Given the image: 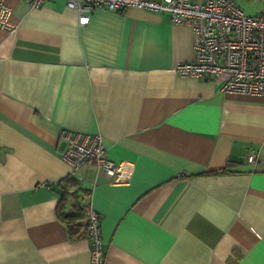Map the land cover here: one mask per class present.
I'll return each instance as SVG.
<instances>
[{
    "label": "crops",
    "instance_id": "1",
    "mask_svg": "<svg viewBox=\"0 0 264 264\" xmlns=\"http://www.w3.org/2000/svg\"><path fill=\"white\" fill-rule=\"evenodd\" d=\"M5 2L16 26L0 30V264H92L88 238L70 240L55 211L73 176L65 130L100 133L119 171L79 169L104 264H264V96L178 75L192 31L166 13L94 7L80 26L65 0Z\"/></svg>",
    "mask_w": 264,
    "mask_h": 264
},
{
    "label": "built area",
    "instance_id": "2",
    "mask_svg": "<svg viewBox=\"0 0 264 264\" xmlns=\"http://www.w3.org/2000/svg\"><path fill=\"white\" fill-rule=\"evenodd\" d=\"M44 1L27 0L31 7ZM65 5L77 12L80 26L88 23L94 7L120 11L134 6L166 13L171 23L187 24L192 31L193 58L175 65L178 75L206 77L221 92L264 96V11L246 14L234 0H65ZM11 15V7L0 0V30L8 34L16 26ZM61 137L65 141L61 159L78 182L79 169L88 162L106 176L119 174L100 133L65 130ZM255 158V154L246 157L248 161ZM84 203L90 259L92 264H104V246L91 192L84 195Z\"/></svg>",
    "mask_w": 264,
    "mask_h": 264
},
{
    "label": "trees",
    "instance_id": "3",
    "mask_svg": "<svg viewBox=\"0 0 264 264\" xmlns=\"http://www.w3.org/2000/svg\"><path fill=\"white\" fill-rule=\"evenodd\" d=\"M58 185L61 191L55 207L57 217L65 223L70 240L86 237L84 195L89 191L81 188L72 175L61 178Z\"/></svg>",
    "mask_w": 264,
    "mask_h": 264
},
{
    "label": "rangeland",
    "instance_id": "4",
    "mask_svg": "<svg viewBox=\"0 0 264 264\" xmlns=\"http://www.w3.org/2000/svg\"><path fill=\"white\" fill-rule=\"evenodd\" d=\"M259 4H261V6L264 7V1H261Z\"/></svg>",
    "mask_w": 264,
    "mask_h": 264
}]
</instances>
